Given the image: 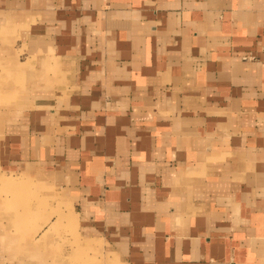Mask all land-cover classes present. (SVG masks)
Listing matches in <instances>:
<instances>
[{"label":"crops","instance_id":"1","mask_svg":"<svg viewBox=\"0 0 264 264\" xmlns=\"http://www.w3.org/2000/svg\"><path fill=\"white\" fill-rule=\"evenodd\" d=\"M2 91L1 171L61 191L81 239L264 264V0H0Z\"/></svg>","mask_w":264,"mask_h":264},{"label":"rangeland","instance_id":"2","mask_svg":"<svg viewBox=\"0 0 264 264\" xmlns=\"http://www.w3.org/2000/svg\"><path fill=\"white\" fill-rule=\"evenodd\" d=\"M5 107L12 104L0 103V109ZM0 178L6 182H0V264H121L98 241L79 237L61 191L28 174L0 169Z\"/></svg>","mask_w":264,"mask_h":264}]
</instances>
